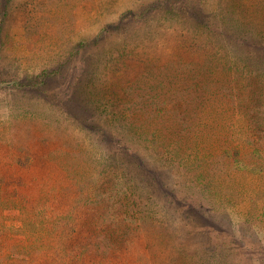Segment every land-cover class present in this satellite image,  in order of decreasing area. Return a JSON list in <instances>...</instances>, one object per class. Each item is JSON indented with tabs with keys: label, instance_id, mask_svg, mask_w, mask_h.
Here are the masks:
<instances>
[{
	"label": "rangeland",
	"instance_id": "obj_1",
	"mask_svg": "<svg viewBox=\"0 0 264 264\" xmlns=\"http://www.w3.org/2000/svg\"><path fill=\"white\" fill-rule=\"evenodd\" d=\"M189 4L206 14L217 8V0H9L7 5L0 26V174L12 173L6 180L11 187L17 183L36 190V184L42 183L57 191L54 196L61 195L66 203L60 212L64 214H56L59 224L52 233L63 230L68 217L71 237L98 243L99 253L88 242L86 248L103 259L117 253L114 248L119 249L123 240L127 244L123 251L136 245L137 233L126 230L124 224L129 216L138 215L137 207L150 209L146 205L150 203L177 217L181 206L172 198L185 178L183 172L170 160L151 153L138 161L130 152L138 142V132L132 133L134 124L164 123L174 116L171 104L180 103L181 94L185 97L189 92L194 97L196 108L191 113L196 119L201 113L207 119L212 108L219 113L208 118L214 134L233 138L232 122L239 119L245 124L254 121L251 131L261 135L256 125L259 117L244 114L238 100L233 99L237 105L232 111L224 109L221 114L217 105L209 107L208 102L215 99L226 105L227 99L209 96L208 86L188 78L187 68L177 64L175 68L160 67V56L190 60L201 53L200 29L194 20L183 26L185 17L177 21L165 14ZM43 70L50 74L34 88L30 86ZM123 96L126 101L120 100ZM202 107L206 111L201 112ZM207 144L201 140L200 155ZM26 147L31 155L19 161ZM204 166L207 171L209 166ZM218 168L222 169L220 163ZM155 169L163 178L162 189L154 184ZM209 172L216 174L214 168ZM78 179L87 184L78 186ZM212 195L194 198L222 230L190 214L189 221L196 220L197 228H210L213 242L215 236L229 239L238 264H264V220L251 219L250 200L214 199L213 210L208 211ZM6 212L14 215L17 210ZM20 221L4 219L8 225L19 226ZM23 238L18 231L3 235L0 262L7 259L5 264H17L21 253L27 257L29 247ZM184 240L190 242L187 237ZM103 248L107 253L103 254ZM40 253L35 250L33 256L40 258Z\"/></svg>",
	"mask_w": 264,
	"mask_h": 264
},
{
	"label": "trees",
	"instance_id": "obj_2",
	"mask_svg": "<svg viewBox=\"0 0 264 264\" xmlns=\"http://www.w3.org/2000/svg\"><path fill=\"white\" fill-rule=\"evenodd\" d=\"M8 3L9 0L1 1L0 26L7 15ZM190 4L176 10L169 9L165 14L177 21H181V16L185 17L186 22L180 24L183 26H188L191 23L189 21L194 20L200 29L201 42L198 46L201 53L197 59L191 57L190 60L183 57L165 60L160 56V67L175 68L174 65L177 64L187 68L188 78L194 79V83L207 85L209 96L227 99L226 105L225 101L217 104L215 99L208 102L209 107L217 105L216 108L221 114L224 109L232 111L233 106L237 105L234 100H238L244 114L247 112L259 117L260 123L256 125L262 130L261 135L256 136L251 131V123H255L254 121L245 124L239 119L232 122L233 138H222L223 136L214 134V125L209 123L211 119L208 118L219 113L212 112L213 108L209 113L210 110L207 109L206 114L210 115L207 119L202 113L196 119L191 113L196 108V105L193 106L194 97L188 94L189 92L185 97L181 94V104H171L174 116L163 120L164 123L160 121L155 126L146 127H137L134 124L132 133L138 132V142L135 144L137 146L133 147L135 150L131 149L130 152L138 161L151 153L155 154V157L170 160L176 169L183 172L185 178L172 198L175 202L179 200L181 206L177 208V217L169 210H160L158 206L150 203H146L150 209L137 207L138 215L129 216L124 224L126 230L137 233L134 236L136 245L123 251L122 248L127 246L123 240L119 249L114 248L119 251L111 253L110 256L103 255L108 251L103 248L102 256L106 259L95 253H99L96 251L100 248L98 243L90 244L87 239L94 252L86 248L85 240L76 241V238L71 237L72 223H69L68 217L67 223L63 224V230L52 233L55 224H59L56 214H64L60 212L65 209L62 203H66L61 195L54 196L57 191L49 190V187L42 183L36 184V190L22 188L17 183H13L14 186L11 187L12 183L6 180L8 174L12 173L5 175L3 172L0 174V252H3V235L18 231L24 235L25 245H28L29 249L25 250L27 257L21 253L17 264H238L239 257L229 244V239L215 236L216 241L213 242V238L209 236L210 228H197L196 220L190 222L188 215L198 217L212 228L221 231V225L206 216V207H200L199 200L194 198V195H197L202 199L206 197V193L209 196L213 193L208 211L213 210L214 199L248 198L252 204L248 212L251 219L264 220L261 217L264 214V0H217V8L207 14ZM49 74L43 70L38 75L39 79L33 80L30 86L34 88L39 82L42 83ZM13 83L18 85V82ZM254 84L260 92H257ZM120 100L126 101V96ZM200 105L203 106V103ZM205 107L200 109L201 112L206 111ZM170 119L171 127L168 124ZM77 121L80 122V119ZM201 140L208 144L203 147L200 155ZM28 154L31 155V151L26 147L20 152L19 161L28 157ZM204 163L209 166L211 172L214 168L216 174L210 173L209 169L206 171ZM217 163H220L222 169H216ZM158 167L159 165L156 166ZM157 171L159 169L153 172L154 184L156 188L162 189L163 178ZM77 182L78 186L87 184L86 180L78 179ZM171 192L173 193L172 189ZM203 193L204 196L199 195ZM153 201L157 202L156 198ZM69 208L71 209V206ZM13 209L17 210L14 215L6 212ZM75 211L80 212L79 209ZM6 218L20 219L21 223L19 226L8 225L4 222ZM58 219L60 221V216ZM201 234L206 238H201ZM184 237L190 242L185 243ZM135 248L138 250H134ZM35 250L41 252L40 258L33 256ZM5 263H8L7 259L4 263L0 262Z\"/></svg>",
	"mask_w": 264,
	"mask_h": 264
}]
</instances>
